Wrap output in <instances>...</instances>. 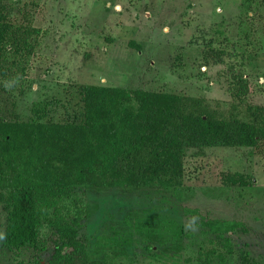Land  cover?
I'll return each instance as SVG.
<instances>
[{"label": "rangeland", "instance_id": "374dc122", "mask_svg": "<svg viewBox=\"0 0 264 264\" xmlns=\"http://www.w3.org/2000/svg\"><path fill=\"white\" fill-rule=\"evenodd\" d=\"M0 3L13 23L39 29L19 82L0 75V120L83 123L87 86L199 99L224 119L248 120L249 107H264V0ZM211 50L223 64L206 62ZM236 75L251 89L241 98ZM9 194L0 185V264H47L56 232L45 222L43 250L5 244ZM75 195L78 207L62 213H81L88 264H264V138L254 148L186 149L177 186H83ZM186 208L244 223L228 235L232 253Z\"/></svg>", "mask_w": 264, "mask_h": 264}, {"label": "trees", "instance_id": "16d2710c", "mask_svg": "<svg viewBox=\"0 0 264 264\" xmlns=\"http://www.w3.org/2000/svg\"><path fill=\"white\" fill-rule=\"evenodd\" d=\"M38 34L30 24L13 23L0 3L2 78L18 83L24 76L22 65L34 54L32 39ZM210 52H204L206 62L223 64L222 53ZM234 79L235 97L248 95L247 79ZM82 98L83 123L0 120V185L10 192L4 242L15 250H43L40 231L45 222L56 232L47 264H88L78 235L81 213L66 217L70 206L79 205L76 188H170L181 182L186 149L254 148L264 138V107H249L250 116L243 121L218 118L199 99L170 93L87 86ZM45 110L42 105L33 112ZM184 213L199 218L206 234L221 240L229 253V233L245 230L238 221L205 220L197 209Z\"/></svg>", "mask_w": 264, "mask_h": 264}]
</instances>
